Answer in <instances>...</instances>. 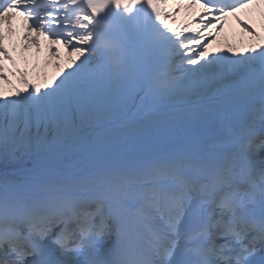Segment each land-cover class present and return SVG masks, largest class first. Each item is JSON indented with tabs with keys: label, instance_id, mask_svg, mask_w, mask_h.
<instances>
[{
	"label": "snow or ice",
	"instance_id": "6c2138e0",
	"mask_svg": "<svg viewBox=\"0 0 264 264\" xmlns=\"http://www.w3.org/2000/svg\"><path fill=\"white\" fill-rule=\"evenodd\" d=\"M0 264H264V0H0Z\"/></svg>",
	"mask_w": 264,
	"mask_h": 264
},
{
	"label": "bare ground",
	"instance_id": "6f19581e",
	"mask_svg": "<svg viewBox=\"0 0 264 264\" xmlns=\"http://www.w3.org/2000/svg\"><path fill=\"white\" fill-rule=\"evenodd\" d=\"M198 12V8L196 6L189 7L187 5V2L185 3L184 8L181 10L180 15L177 17V20H181V24L186 21V19L189 17L190 14ZM257 22L259 23V20L257 18ZM14 26L17 28L18 32L22 31V28L20 27L21 21L19 19L13 21ZM177 26L181 25L176 21ZM16 37H12L11 40H6V43L12 45ZM247 37L243 36L242 33L239 32V29L237 28L235 22L232 19H229L228 25L225 29V31L220 35L218 38V44L223 45L224 42L227 40L232 43H239L241 40H246ZM34 54L35 51L32 49ZM17 50L14 51V53L17 54ZM18 55H16V58L18 59ZM44 55V53H41L40 56L37 58L41 60V56ZM37 57L36 55H34ZM38 61V60H37ZM55 73V72H54ZM53 74V73H52Z\"/></svg>",
	"mask_w": 264,
	"mask_h": 264
},
{
	"label": "rangeland",
	"instance_id": "374dc122",
	"mask_svg": "<svg viewBox=\"0 0 264 264\" xmlns=\"http://www.w3.org/2000/svg\"><path fill=\"white\" fill-rule=\"evenodd\" d=\"M176 21L178 22V20H176ZM32 55H33V52L28 53V55L25 56L24 59L22 60V62L25 65L26 64L25 58L27 59V64L25 67L29 68L30 75H34V73L32 72V65H34V64H39V67L36 69V71L41 72V73L47 72L49 75H51L52 73H54L56 71V69L53 68L51 65H48L47 67H45V65L42 64L43 63L42 59L39 60V59H37L38 57H35ZM16 79H18V78L14 77V80H16Z\"/></svg>",
	"mask_w": 264,
	"mask_h": 264
}]
</instances>
